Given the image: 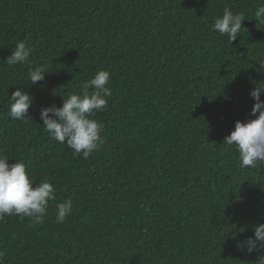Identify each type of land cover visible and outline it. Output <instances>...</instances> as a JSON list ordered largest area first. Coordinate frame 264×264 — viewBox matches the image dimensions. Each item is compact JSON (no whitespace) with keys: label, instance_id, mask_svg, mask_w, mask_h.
<instances>
[{"label":"trees","instance_id":"16d2710c","mask_svg":"<svg viewBox=\"0 0 264 264\" xmlns=\"http://www.w3.org/2000/svg\"><path fill=\"white\" fill-rule=\"evenodd\" d=\"M261 3L0 0V152L56 190L42 222L0 219V264H255L257 253L240 245L264 223V165L241 168L223 138L255 118ZM225 7L245 13L232 42L212 27ZM18 41L31 62L10 67ZM34 66L48 73L31 84ZM105 69L113 95L95 116L103 143L84 159L42 128L39 113ZM16 88L35 98L31 120L10 116ZM67 199L72 213L57 223Z\"/></svg>","mask_w":264,"mask_h":264},{"label":"clouds","instance_id":"9594fccd","mask_svg":"<svg viewBox=\"0 0 264 264\" xmlns=\"http://www.w3.org/2000/svg\"><path fill=\"white\" fill-rule=\"evenodd\" d=\"M244 12H234L225 7L222 15L214 19L213 30L221 35H227L232 42L240 36ZM256 24L264 25V0L254 10ZM32 48L24 41H18L15 48L4 61L12 67L17 64L30 63L29 57ZM48 72L45 68L34 66L28 72L31 84L43 81ZM111 73L108 70H99L92 78L84 80L79 92L61 97L62 106L55 104L40 109L42 128L60 144H67L75 155L87 159L99 145L103 143L104 124L95 119L99 112H103L113 95L108 87ZM254 85L249 95L254 103L250 115L254 119L244 122L237 120L232 130L223 138V145L233 146L238 152L240 167L256 168L264 165V80L251 81ZM91 89V90H90ZM9 113L15 120H31L28 110L34 103V96L16 88L8 97ZM9 161H15L9 163ZM55 186L44 179L36 183L27 171L23 161L10 159L9 155L0 152V219L8 215H17L20 218H34L42 222L47 213L48 204L56 199ZM73 205L70 199L56 205L55 221L64 223L72 213ZM249 254L257 253L255 264H264V223L254 226L253 236L246 238L240 245ZM2 256V254H0Z\"/></svg>","mask_w":264,"mask_h":264}]
</instances>
